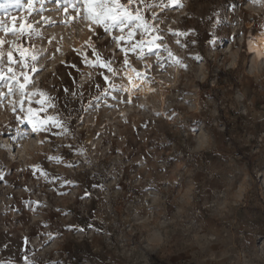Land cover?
Instances as JSON below:
<instances>
[{"label": "rangeland", "instance_id": "rangeland-1", "mask_svg": "<svg viewBox=\"0 0 264 264\" xmlns=\"http://www.w3.org/2000/svg\"><path fill=\"white\" fill-rule=\"evenodd\" d=\"M231 2L181 0L182 6L163 14L159 24L195 29L198 35L182 38L187 44L182 47L176 37L163 33L167 38L162 43L182 63L162 67L155 55L132 57L142 71L145 64L151 66L153 80L148 92L133 95L131 104L86 113L83 123L74 120L71 131L49 137L50 143L42 145L45 137L37 135L16 151L0 148V167L9 170V183H0V259L14 257L20 264L22 237H29L38 264H264V61L247 51L264 18V0H236L242 6L234 13L228 9ZM46 9L43 14L54 19L64 16L54 3ZM218 9L227 19L217 29L222 40L211 47L205 44L212 23L207 17ZM3 11L0 19L23 15L16 8L6 9L7 16ZM90 23L81 14L73 24L45 29L63 48L55 59L41 62L46 67L34 85L59 97L51 114L64 111L62 88L73 89V78L83 83L84 103L89 85L103 83L100 69L83 65L72 52L83 50L93 35ZM97 33L98 51L105 57L115 51L119 64L117 45L98 27ZM232 33L237 35L228 42ZM192 39L198 43H189ZM64 60L77 63L84 75L64 68ZM68 102L71 108L81 103L72 97ZM12 119L10 110L0 109V127ZM195 121L198 131L192 130ZM0 144L11 146L12 141L0 136ZM81 144L86 155L64 147ZM61 156L65 163L55 159ZM71 161L78 166H70ZM35 163L48 175L29 171ZM65 178L78 186H63ZM27 199L43 206L27 208L22 203ZM44 223L48 226L41 227ZM65 225L85 230L69 231ZM38 233L55 238L45 245L49 237Z\"/></svg>", "mask_w": 264, "mask_h": 264}, {"label": "snow or ice", "instance_id": "snow-or-ice-1", "mask_svg": "<svg viewBox=\"0 0 264 264\" xmlns=\"http://www.w3.org/2000/svg\"><path fill=\"white\" fill-rule=\"evenodd\" d=\"M49 2L63 10V18L54 19L43 14L48 10L46 5ZM180 6H182L181 0H0V9L4 10L6 16L5 10L9 8H16L23 13V15L7 17V20L0 19V109L10 110L13 118L12 121L0 127V136H7L12 144L11 146L0 144V148L16 151L23 146L22 142L29 136L37 135L45 137L40 141L42 145L50 143L49 137H59L71 131L74 120L83 123L86 113L96 111L101 106L115 109L122 103L131 104L134 99L132 93L138 92L143 82L153 80L148 72L151 66L145 64V70L142 71L134 65L132 57L145 59L149 55H155L157 63L162 67L169 62L182 63L181 58L176 57L171 49L162 43L167 38L163 33L167 31L168 35L176 37V42L182 47H187L182 38L198 35L195 29L166 28L158 23L167 10ZM238 6L242 5H239L236 0H232L228 9L234 13ZM154 9L155 11H153ZM222 12L223 9H218L207 17L212 22L207 32L208 38L205 41L208 46L216 47L222 40V37L217 33L218 27L227 19L222 15ZM81 14L91 22L88 31L93 35L84 43L83 50L73 48L72 52L80 58L83 65L100 69L98 75L103 83L93 81L89 85L87 103H84L83 83L76 84L75 78H73V89H69L67 86L62 88L65 94L64 111L57 110L51 114L50 110L58 109L59 97L52 95L49 88L34 87V85L36 77L46 67V65L42 66L41 62L45 58L55 59L58 53L63 52V48L58 37L46 33L45 29L57 25L73 24L78 18H81ZM36 16H39V19H36ZM261 20L264 21V18ZM92 23L96 25L95 28L91 26ZM97 27L103 35L109 37L111 43L117 45L116 51L122 53L119 64H116L115 51L106 57L98 51V46L93 39V37L96 40L100 39ZM259 31H264V22L259 26ZM236 35L237 33L230 34L227 37L228 42H231ZM188 42L193 45L198 43L195 39ZM54 44L55 48H53ZM89 52L92 54L91 58H89ZM162 52L166 55H161ZM193 58L200 62L203 56L194 53ZM61 64L66 69L76 70L80 76L84 75L77 63L64 60L61 61ZM50 75L59 78L57 72L50 73ZM67 75L72 78L71 72ZM60 82L64 83L62 79ZM50 88L57 90L55 85H51ZM68 97L79 98L80 105L76 108L69 107ZM74 113H79V116ZM155 115H161V113L157 112ZM198 124L199 121L193 123V131H198ZM100 135L101 133H96V138H99ZM64 147L74 150L73 155H86L88 151L83 144L64 145ZM116 151L119 152V148ZM46 159L51 161L53 158L46 156ZM55 159L61 163L66 162L63 156ZM84 162L90 163V161ZM70 166L77 167L78 164L71 161ZM20 170L23 171V169ZM28 170L33 174L43 172L45 176L48 175L40 163L28 166ZM8 175L7 166L0 167V183H9L6 180ZM63 186L78 185L65 178ZM92 186L103 188L102 184L94 183ZM26 190L31 191L27 188ZM88 195L89 193L86 192L85 196ZM22 203L30 209L43 206L41 201L31 199L23 200ZM12 210L19 211V208L13 206ZM47 226V223L41 225V227ZM64 227L69 231L85 230L75 225H65ZM92 227V224L88 225L89 229ZM96 230L100 231V229ZM38 234L49 237L45 241V245L55 238L53 233ZM2 247L7 250L8 244H4ZM34 251L35 249L30 245L29 237H22L20 264H38V260L32 259ZM0 264H18V262L14 257H7L0 259ZM48 264H59V262L49 261Z\"/></svg>", "mask_w": 264, "mask_h": 264}, {"label": "bare ground", "instance_id": "bare-ground-1", "mask_svg": "<svg viewBox=\"0 0 264 264\" xmlns=\"http://www.w3.org/2000/svg\"><path fill=\"white\" fill-rule=\"evenodd\" d=\"M264 21H260L255 30L252 32V37L247 42V51L249 54L255 56L257 61L263 60L264 61V31H259V26ZM130 71V70H129ZM150 89V82L146 81L140 85L139 91L142 93L148 92ZM137 92H133L132 95H135Z\"/></svg>", "mask_w": 264, "mask_h": 264}]
</instances>
